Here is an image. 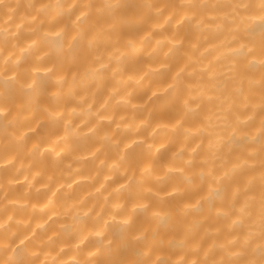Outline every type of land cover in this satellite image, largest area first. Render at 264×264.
Segmentation results:
<instances>
[{
    "label": "clouds",
    "instance_id": "1",
    "mask_svg": "<svg viewBox=\"0 0 264 264\" xmlns=\"http://www.w3.org/2000/svg\"><path fill=\"white\" fill-rule=\"evenodd\" d=\"M0 264H264V0H0Z\"/></svg>",
    "mask_w": 264,
    "mask_h": 264
}]
</instances>
